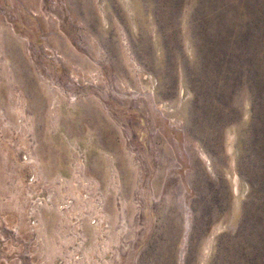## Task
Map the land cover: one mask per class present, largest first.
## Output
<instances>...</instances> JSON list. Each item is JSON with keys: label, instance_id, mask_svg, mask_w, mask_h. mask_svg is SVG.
Returning a JSON list of instances; mask_svg holds the SVG:
<instances>
[{"label": "rangeland", "instance_id": "rangeland-1", "mask_svg": "<svg viewBox=\"0 0 264 264\" xmlns=\"http://www.w3.org/2000/svg\"><path fill=\"white\" fill-rule=\"evenodd\" d=\"M0 264H264V0H0Z\"/></svg>", "mask_w": 264, "mask_h": 264}, {"label": "bare ground", "instance_id": "bare-ground-1", "mask_svg": "<svg viewBox=\"0 0 264 264\" xmlns=\"http://www.w3.org/2000/svg\"><path fill=\"white\" fill-rule=\"evenodd\" d=\"M184 94H185V91H184Z\"/></svg>", "mask_w": 264, "mask_h": 264}]
</instances>
